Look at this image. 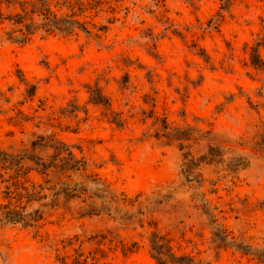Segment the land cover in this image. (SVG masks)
Here are the masks:
<instances>
[{
    "label": "rangeland",
    "instance_id": "1",
    "mask_svg": "<svg viewBox=\"0 0 264 264\" xmlns=\"http://www.w3.org/2000/svg\"><path fill=\"white\" fill-rule=\"evenodd\" d=\"M82 2L74 13L92 39L37 34L16 45L0 25V206L43 214L33 228L0 227V264H74L80 254L157 264L152 233L201 264H264L215 236L264 250V71L250 55L264 41V0ZM16 10L0 0L5 16ZM95 86L110 110L90 103ZM165 123L181 142L163 139ZM187 129L200 132L191 140ZM52 138L115 201L83 173L42 174L24 158L49 163L54 151L34 143ZM235 157L248 166L236 170ZM61 182L78 197H58Z\"/></svg>",
    "mask_w": 264,
    "mask_h": 264
},
{
    "label": "trees",
    "instance_id": "2",
    "mask_svg": "<svg viewBox=\"0 0 264 264\" xmlns=\"http://www.w3.org/2000/svg\"><path fill=\"white\" fill-rule=\"evenodd\" d=\"M5 2L8 6L15 7L17 10L8 16H5L0 11V25L6 23L9 26V30L4 33L5 39L2 41L16 45H26L37 34H41L43 36L60 35L63 37H72L80 33L89 39L97 37L88 28L87 23L81 21L78 18V15L74 13L75 8L79 10L80 15L84 14L87 10L84 8V3L82 0H5ZM94 2L100 3L99 0H94ZM53 4L56 8L61 10H70L72 14L58 15L52 9ZM88 4L90 5V3ZM225 8L226 7L224 6L221 10H224ZM105 30V27L99 29L100 32H105ZM261 47L264 48V41L263 43H257L255 46L251 47L250 55L253 67H255L257 70L264 71V60L260 55ZM88 90L90 93V103L92 105L104 107L106 110H110V101L102 93V90L98 88V86H95L94 88L89 87ZM116 124L119 126L122 125V123ZM199 132L200 131H197L196 129H187L188 136L191 138V140L193 139L194 134ZM180 133V130L171 131L167 123H165L162 137L168 143L181 142L182 139L178 138ZM209 134L210 133H206V135ZM42 140L44 139H41L40 143H34V146H43V148H50L54 151L49 163L44 162L43 159L37 157L34 154L24 157L32 162L39 172L46 174L49 170L56 169L57 175H59V177H64L68 173H83L84 175H81V178L84 179L86 185L87 182H90L94 186H97L96 190H98L99 193L106 195L109 201H115L116 197L100 180L85 175L87 171V164L85 163V160H78L69 147L59 141H55L53 138L50 139L49 142H45V146L42 145ZM211 158L216 160L217 155H214V157ZM14 159L15 157L11 155V165L16 166ZM212 160L213 159H208V162H215V160ZM234 160H236L234 163V168L236 170L245 169L248 166V163H245V159L243 157H235ZM189 165H194V162L190 161L185 166L186 173L191 172ZM56 186L62 187L60 193L56 194L58 197L62 194L66 196L69 201L78 197V191L71 190L67 183L61 182ZM83 188L85 190L86 186ZM26 196L30 199V202L32 198L37 196V193L27 192ZM56 202H58L57 199L55 203ZM42 219L43 214L38 210L29 212L27 211L26 207L16 209L11 208L10 206H0V227L12 225L22 226L24 228H33ZM215 236L219 241L218 248L234 247L241 253L245 255H253L259 262L264 263V250H254L242 243L237 244L230 242L228 237L225 236L224 232L219 228H217V233ZM150 249L151 256L157 264H201L196 262L195 259L190 256L177 255L171 246L170 241H168L164 236H161L159 233H152L150 239ZM82 257L83 255L80 254L74 264H86V260L83 262L81 261ZM63 264H67L66 260H63Z\"/></svg>",
    "mask_w": 264,
    "mask_h": 264
}]
</instances>
